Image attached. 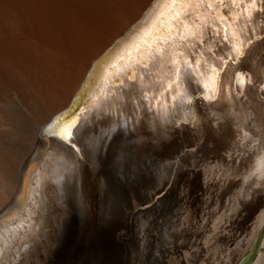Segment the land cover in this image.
<instances>
[{
	"label": "bare ground",
	"instance_id": "1",
	"mask_svg": "<svg viewBox=\"0 0 264 264\" xmlns=\"http://www.w3.org/2000/svg\"><path fill=\"white\" fill-rule=\"evenodd\" d=\"M139 2L0 0V85L11 81L9 88L19 94L20 101L30 107L34 115L29 134L33 150L22 155L9 195L13 193L14 197L18 181L22 184L26 179L30 162L38 161L30 172L25 199L22 203L14 201L18 213L0 224V264H7L19 256L26 245L40 239L48 204L55 200L53 193H48L51 181L58 182L53 190L62 188L67 180L80 181L75 171L80 172L75 168V158L84 156L77 137L80 117L96 121L111 136L113 131L123 128L128 135L133 127L137 134L148 128L149 134L156 138L175 123L179 133L187 128L192 135L193 130L195 136L200 135L198 141L195 138L194 147L201 145L206 135L208 143L203 146L208 148L210 143H221L209 132L226 141H232L229 132L234 133V130L236 137H244V141L248 136H257L263 154L252 167L253 174H248L252 178L254 173H264V0H164L136 37L117 48L103 66L99 83L93 89L92 102L80 117L68 119V112L60 114L70 104L75 105L88 71L109 46L111 38L124 28L122 24L130 20V13ZM3 106L0 96V120ZM55 134L61 140L59 143L54 139L52 143L49 141ZM44 137L48 140L43 141ZM105 141L107 144L108 140ZM23 159L30 162H26L27 166L20 172L25 166ZM89 171L85 172L89 174ZM80 174L90 187L89 193H94L88 179L91 175ZM168 198L158 200L160 208L147 219L143 226L145 231L140 232L143 242L149 239L151 231L157 234V239L138 248L135 255L139 263L179 264L185 259L180 256L181 249L189 245L194 231L190 228L182 237L187 228L179 227L180 223L176 222L180 214L173 219L175 206L181 201ZM261 201V217L264 218V198ZM175 232L182 238L175 241ZM258 233L251 250L264 230ZM126 234L130 241L136 236L133 226L118 230L116 235L123 240ZM127 259L130 261V256ZM188 264H193V258Z\"/></svg>",
	"mask_w": 264,
	"mask_h": 264
},
{
	"label": "rangeland",
	"instance_id": "2",
	"mask_svg": "<svg viewBox=\"0 0 264 264\" xmlns=\"http://www.w3.org/2000/svg\"><path fill=\"white\" fill-rule=\"evenodd\" d=\"M143 2L146 0H140L130 13V18L139 12ZM129 22L130 20L123 23L122 27L125 28ZM112 39L113 37L111 41ZM115 52L117 50L95 61L80 86L81 91L77 92L78 97L75 95V105H70L60 113L61 115L68 112V119L80 117L85 107L92 102L93 89L99 83L103 66ZM8 82L0 85V96L4 105L1 108L3 117L0 120V224L14 218L18 213L14 201L22 203L25 199L30 172L38 164V161L32 163L24 160L27 156L23 159L25 166H22L20 172L24 171L26 162H30L31 167L23 183L18 181L14 197L13 193L9 195L22 155L25 151L33 150L29 134L34 125V115L32 109L20 101L19 94L9 88ZM80 119L83 121L80 122ZM80 119L77 137L84 156L83 159L81 156L75 158V168L86 177L91 175L88 179L94 193H89L90 187L84 175L77 169L75 171L80 181L67 180L65 185L57 190L52 187L58 182L51 181L48 193H53L55 200L52 199L48 204L40 239L30 246L26 245L19 256L16 255L7 264H143L137 261L135 254L139 247H146L149 241L156 240L157 234L151 231L148 234L149 239L143 242L140 232L145 231L143 226L147 219L160 208L158 200L165 197H169L170 201L182 202L175 206L173 214V219H177V214H180V220L176 222L180 223L179 227L183 225L187 228V233L184 232L182 237L188 234L190 228L194 231L189 245L181 249L180 256L185 259L180 260L179 264H188L190 258H193V264H244L257 247L251 264H260L261 260V264H264V234L258 242L259 245L252 250L250 248L260 229L262 228L258 235L264 230V218L261 217L264 173H254L253 179L249 175L253 174L252 167L263 154V146L257 136H248L247 141H244V137H236L234 130V133L229 132L232 141H226L209 132V135L219 139L221 143H210L207 148L203 144L208 143V135H203L205 141H201V145L195 148L193 142L196 139L198 141L200 135L195 136L194 130L192 135L187 128H184L182 133L175 129V137L170 142L155 148L156 146L150 144L138 143V138L133 134L127 135L124 128L122 131H113L111 136L108 132L105 133L96 121L84 120L82 117ZM174 127L176 128L175 123L170 129ZM144 132L145 130L140 131ZM135 133L137 134L136 131ZM148 135L151 136L150 139L155 137L150 134L146 136ZM53 139L54 142L61 141L56 134L49 141L52 143ZM45 140L48 139L44 137L43 141ZM105 140H108L107 144ZM246 142L249 143L245 144ZM245 155H251L254 160ZM243 156L245 158H242ZM243 160L244 164L241 165ZM246 161L248 165H253L248 166ZM85 168L88 171L90 168L89 174L85 172ZM70 172L71 170L68 174ZM126 172H129L130 176ZM20 184L22 189L19 191ZM181 204L185 208H181ZM180 209L183 211L179 212ZM130 226L135 229L136 236H133L131 241L127 234L123 240L118 238V230L130 229ZM210 230L215 234L212 231V235ZM214 235L218 238H214ZM179 238L180 233L175 232L174 240ZM241 254L243 255L240 257Z\"/></svg>",
	"mask_w": 264,
	"mask_h": 264
},
{
	"label": "water",
	"instance_id": "3",
	"mask_svg": "<svg viewBox=\"0 0 264 264\" xmlns=\"http://www.w3.org/2000/svg\"><path fill=\"white\" fill-rule=\"evenodd\" d=\"M163 1L164 0H147L146 3L144 4V6L139 10V12L130 18V23L125 28H123L112 39L109 46L106 48V50H104L100 54L98 59L103 57V56H107L109 53L111 54L113 51H116L117 48L126 45L128 42H130L131 39L136 37V35L139 33V31L143 27L146 26V23L148 22L149 18H151L155 14L158 7L163 3ZM91 69H92V67H91ZM91 69L88 71V73L91 71ZM86 78H87V75H86L84 81L86 80ZM84 81H83V83H84ZM190 84L192 85V81ZM191 89L194 90L193 87H191ZM195 100H196V97L194 98V101ZM72 101H71V103H72ZM55 120H56V118L53 119L52 123L55 122ZM150 123H151V119L147 121V125ZM156 127H158V126H156ZM137 129H140V128H137ZM147 129L148 128H146L144 133L137 135L135 133L134 128L130 127V134H133L138 138V143L150 144L151 146H156L155 148H159V147L166 145V143L170 142L175 137V131L176 130L174 127L172 129L166 128L165 132L162 135H159L156 138L150 140L149 138H151V136L148 135V138L145 137L147 134H149V131ZM156 133H161V132H158V130H156ZM252 134H253V132H252ZM195 148H198V147L195 146ZM256 251H257V248H256L255 252H253L252 256H250L244 264H251L252 263L255 255H256Z\"/></svg>",
	"mask_w": 264,
	"mask_h": 264
}]
</instances>
